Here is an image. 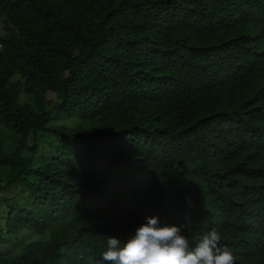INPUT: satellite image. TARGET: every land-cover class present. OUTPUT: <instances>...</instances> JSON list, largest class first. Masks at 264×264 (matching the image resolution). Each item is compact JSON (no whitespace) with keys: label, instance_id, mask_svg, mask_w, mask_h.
Segmentation results:
<instances>
[{"label":"trees","instance_id":"obj_1","mask_svg":"<svg viewBox=\"0 0 264 264\" xmlns=\"http://www.w3.org/2000/svg\"><path fill=\"white\" fill-rule=\"evenodd\" d=\"M0 17V194L18 192L0 241L49 235L0 244V264H107L109 235L149 216L264 264V0H0Z\"/></svg>","mask_w":264,"mask_h":264},{"label":"clouds","instance_id":"obj_2","mask_svg":"<svg viewBox=\"0 0 264 264\" xmlns=\"http://www.w3.org/2000/svg\"><path fill=\"white\" fill-rule=\"evenodd\" d=\"M185 225L161 224L149 216L126 240L107 238L102 261L107 264H235L227 247H221L222 234L213 227L187 235Z\"/></svg>","mask_w":264,"mask_h":264},{"label":"rangeland","instance_id":"obj_3","mask_svg":"<svg viewBox=\"0 0 264 264\" xmlns=\"http://www.w3.org/2000/svg\"><path fill=\"white\" fill-rule=\"evenodd\" d=\"M6 32V27L3 21V18L0 17V36H2ZM13 82H18V86L21 87L22 78L19 75H14L11 79ZM20 101H28V98L24 95L23 92H20L19 95ZM81 122L80 119H68L64 116L54 115L50 121V124H79ZM1 134H5V130L1 129ZM8 134V133H7ZM7 136V135H6ZM3 140H5L2 137ZM46 138L41 137V142H39V153L37 157V161L40 158L46 159L50 156L51 152L53 153V149L45 143ZM0 177H3V174H0ZM18 194L17 190L5 189L0 194V226H3V221L5 217L6 208L4 203L2 202L4 198H9L12 196H16ZM21 198H24V194H20ZM49 235L46 233L44 235H37L35 233L29 232L27 230H22L16 234H3L1 239V246H3L6 254L9 256H15L21 252L23 246L30 241L41 239L47 240Z\"/></svg>","mask_w":264,"mask_h":264},{"label":"built area","instance_id":"obj_4","mask_svg":"<svg viewBox=\"0 0 264 264\" xmlns=\"http://www.w3.org/2000/svg\"><path fill=\"white\" fill-rule=\"evenodd\" d=\"M0 48H1V43H0Z\"/></svg>","mask_w":264,"mask_h":264}]
</instances>
